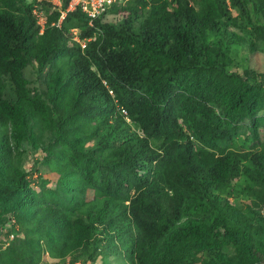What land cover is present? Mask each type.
Returning a JSON list of instances; mask_svg holds the SVG:
<instances>
[{"label":"trees","instance_id":"obj_1","mask_svg":"<svg viewBox=\"0 0 264 264\" xmlns=\"http://www.w3.org/2000/svg\"><path fill=\"white\" fill-rule=\"evenodd\" d=\"M34 3L0 0V131L16 152L35 130L56 140L70 182L26 202L21 173L0 181L4 244L25 211L38 227L32 248L17 244L0 264H37L43 250L94 261L104 238L127 264L257 263L264 140L249 122L264 75L231 67L242 43L264 53V0H126L110 9L126 13L119 24L92 26L79 10L57 26L60 11L41 1L42 33ZM30 64L50 66L43 92Z\"/></svg>","mask_w":264,"mask_h":264},{"label":"rangeland","instance_id":"obj_2","mask_svg":"<svg viewBox=\"0 0 264 264\" xmlns=\"http://www.w3.org/2000/svg\"><path fill=\"white\" fill-rule=\"evenodd\" d=\"M144 11L148 13L149 7ZM233 13H236V11L233 10ZM125 14L126 13L121 10L116 13L109 11L102 16V22H110L117 25L121 22ZM232 54L237 58L239 64H234L231 70L236 71L238 74L255 73L258 77L264 75L263 52L256 49L251 51L247 43H242L240 46L233 48ZM49 68L50 66H47L44 73L39 75L36 73L34 64L28 65L24 73L30 86L36 87L38 91L43 92L46 89V74ZM8 93L9 87L6 88L5 95ZM256 95L258 97V116L249 123L255 125L256 135L259 140L262 141L264 140V84L256 91ZM132 126L136 128L134 124ZM34 137L35 144L24 143L21 149L16 152L8 149L9 141L4 136L3 132L0 131V181H8L14 173H21L27 180L28 187H31V192L25 199L26 202L38 199L41 196L47 197L52 194L50 191L56 186L66 187L70 182L68 174L64 168L59 165L63 157V152L59 143L56 140H52L48 143L47 136L41 138V134L36 130L34 132ZM36 169H39L41 173V178L39 180H37L38 172ZM239 203L243 205V203ZM254 207L260 208V212L264 216L262 201L261 203H256ZM29 214L30 212L25 211L22 218H20L19 225H21V232L17 236L14 235L13 238H11L12 240L8 238L10 241H5L6 243L4 244V237H0L2 241V243L0 242V253L12 249L17 244H20L23 248L25 245H27L28 249L29 247L32 248L31 241L36 239L38 234L35 233V231H37L38 227L36 226V222H29ZM10 216H12L11 213H7L5 218L7 219ZM256 230L262 231L263 229L259 228ZM210 239L215 241L212 237H210ZM250 239L253 240V237ZM19 252H21V250H19ZM263 253L264 252L261 251H254V260L258 259V262L256 263L254 261L252 264H264ZM225 255L231 256L227 250H225ZM193 263L208 264V261L197 255L194 257ZM37 264H127V262L121 253H118L115 247L104 238L101 242V249H98L96 252V260L94 261L84 259V256H81L77 249L66 257L60 258L59 261L51 259L46 250H43L41 251L40 260Z\"/></svg>","mask_w":264,"mask_h":264},{"label":"built area","instance_id":"obj_3","mask_svg":"<svg viewBox=\"0 0 264 264\" xmlns=\"http://www.w3.org/2000/svg\"><path fill=\"white\" fill-rule=\"evenodd\" d=\"M37 1H47L53 8H57V9L61 8V0H37ZM117 1L119 0H69L67 9L60 10L61 15L58 23L64 17L65 12L67 10L78 9L86 16L88 20V24L92 25L94 20L98 16L104 14L112 6V4ZM32 13L35 16L37 23L40 25V32H41L45 24L44 12L37 3H34L32 8ZM72 31L74 34V39L78 40L77 30L75 29ZM82 46H84V43H82ZM13 236L14 234H9L8 238L11 239L13 238Z\"/></svg>","mask_w":264,"mask_h":264},{"label":"clouds","instance_id":"obj_4","mask_svg":"<svg viewBox=\"0 0 264 264\" xmlns=\"http://www.w3.org/2000/svg\"><path fill=\"white\" fill-rule=\"evenodd\" d=\"M29 2H33L34 0H28ZM36 2H37V4L41 7V9H42V6L39 4V2H41V1H37V0H35ZM123 1H126V0H119V1H117V2H115V3H113L112 4V6L115 4V5H119L120 3H122ZM44 2H47V1H44ZM48 3V2H47ZM68 3H69V0H68ZM34 5V4H33ZM33 5H32V8H33ZM111 6V7H112ZM52 7V6H51ZM67 7H68V5H67ZM111 7L105 12V13H107V12H109L110 11V9H111ZM53 8V7H52ZM53 9H57V8H53ZM67 8H65V9H62V0H61V8L60 9H58L59 11L60 10H66ZM43 10V9H42ZM74 10H78V9H74ZM67 11H73V10H67ZM66 11V12H67ZM80 11V10H79ZM31 12H32V10H31ZM43 12H44V10H43ZM66 12H65V14H66ZM81 12V11H80ZM82 13V12H81ZM104 13V14H105ZM104 14H101L100 16H98L97 18H100L101 17V20H102V16L104 15ZM32 15H33V13H32ZM44 15H45V12H44ZM60 15H61V12H60ZM34 16V15H33ZM65 16V15H64ZM86 17V16H85ZM34 18H35V16H34ZM64 18V17H63ZM62 18V19H63ZM96 18V19H97ZM59 19H60V16H59ZM59 19H58V21H59ZM62 19L60 20V22L58 23V21H57V23H56V25L57 26H60V24H61V21H62ZM87 19V18H86ZM95 19V20H96ZM35 20H36V18H35ZM45 21H46V15H45ZM94 23V22H93ZM36 24L39 26V33H42V31H43V29H44V27H45V24H44V26H43V29H42V31L40 32V25L37 23V20H36ZM87 24H88V20H87ZM89 25V24H88ZM93 25V24H92ZM92 25H89V26H92ZM77 30V36H78V40H75L74 39V34H73V31L72 30ZM70 32H71V34H72V38H73V40H75V41H77L78 43H80V45L82 46V43H84V46H85V40H83V39H79V30H78V28H72V29H70ZM84 46H82V47H84ZM112 96H113V93H112V91L111 90H109L108 91ZM120 110H121V113H122V115H124V118L126 119V121L127 122H131V120L127 117V114H126V111L122 108V107H120Z\"/></svg>","mask_w":264,"mask_h":264}]
</instances>
